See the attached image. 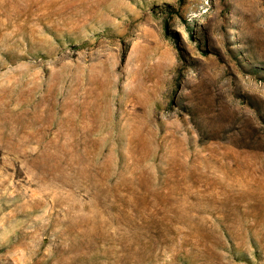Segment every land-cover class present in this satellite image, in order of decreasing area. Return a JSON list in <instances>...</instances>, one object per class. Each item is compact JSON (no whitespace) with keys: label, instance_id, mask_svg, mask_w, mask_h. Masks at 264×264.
Segmentation results:
<instances>
[{"label":"rangeland","instance_id":"rangeland-1","mask_svg":"<svg viewBox=\"0 0 264 264\" xmlns=\"http://www.w3.org/2000/svg\"><path fill=\"white\" fill-rule=\"evenodd\" d=\"M0 264H264V0H0Z\"/></svg>","mask_w":264,"mask_h":264}]
</instances>
